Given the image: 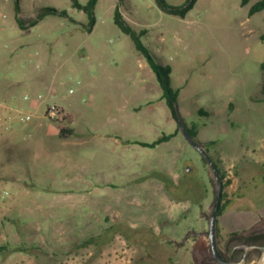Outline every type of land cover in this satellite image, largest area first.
Masks as SVG:
<instances>
[{
  "label": "rangeland",
  "instance_id": "rangeland-1",
  "mask_svg": "<svg viewBox=\"0 0 264 264\" xmlns=\"http://www.w3.org/2000/svg\"><path fill=\"white\" fill-rule=\"evenodd\" d=\"M165 1L181 6L187 0ZM254 1L195 0L181 17L155 0H96L88 30L89 15L71 0H18L24 27L41 7L65 11L20 30L16 0H0V82L18 81L0 97L11 102L24 82H42L24 102L38 101V93L44 100L19 109L15 115H32L15 119L14 127L25 123L21 141L37 139L49 149L31 175L22 167L32 155L19 161V177L0 180V190H8L7 199L19 187L29 191L14 212L20 221L36 212L67 230L48 236L60 239L54 245L20 243L40 264L211 263L214 175L180 130L156 73L115 23L116 8L157 63L169 67L170 85L179 89L177 112L186 126H196L197 142L224 175V199L231 201L218 217L217 245L232 232L264 226V10L249 15ZM6 20L11 24L4 31ZM50 93L60 105L69 104L76 134L66 141L58 123L45 116ZM172 132L155 147L142 144ZM76 226L84 233L71 229ZM93 236L97 244L84 242ZM157 248V258L147 256Z\"/></svg>",
  "mask_w": 264,
  "mask_h": 264
},
{
  "label": "crops",
  "instance_id": "crops-1",
  "mask_svg": "<svg viewBox=\"0 0 264 264\" xmlns=\"http://www.w3.org/2000/svg\"><path fill=\"white\" fill-rule=\"evenodd\" d=\"M19 11H16V24L20 28V30L27 29V27L31 26L30 21L27 23V27L20 26L17 22V17L22 18L21 16L23 14L26 15L23 7L19 4ZM30 17V16H29ZM11 24L10 20L3 21L1 25L2 30H6L7 26ZM18 82V81H17ZM16 81H10L7 83L0 82V94L3 93V91L12 85H15L17 83ZM23 85H26L23 87V91L21 92V95L18 96V98L10 101H7V99L0 97V101L6 102L10 107L14 109H22L26 108L27 106H34V104L40 105L42 101L34 100L33 103H25L23 99V95L28 93L34 95L35 92H39V88L42 86L41 81H30V82H24ZM263 94V93H262ZM35 98V97H34ZM36 99V98H35ZM262 100L263 97L261 98ZM30 100V98H29ZM27 101V100H25ZM69 105V104H68ZM68 105H62L64 110L67 112L70 123L68 125L73 128L74 134H76L75 128L73 126L74 119L72 116L71 111L69 110ZM231 105V104H230ZM29 111V110H28ZM25 126V123L23 125L18 124V126L15 125V127L0 136V155H4L5 160L7 161L6 165H3L1 162L0 165V180L3 178H18L17 176V169H19L17 163L22 160H27L26 158L30 155H32L31 160L33 162L26 163L24 168L25 175H31V168L34 166L35 161H45L49 157V149L45 148L46 145L37 139H30L27 141H21L20 136V130ZM72 135V136H73ZM70 136V137H72ZM60 137V136H59ZM70 137L62 138L60 139L66 141ZM1 158V157H0ZM54 165L57 167H62V163L59 160H54ZM47 176H53V173H44ZM66 178V177H65ZM29 191L25 188L19 187L18 194L12 195L11 199H7L8 202L4 205L2 201H0V239L3 241L0 242V244H20V243H29L32 246H46L47 244H51L53 242V245L55 242H61L59 238L52 239L48 236H60L65 231L66 228L62 223L56 224V222L52 221H46L43 220V218H40L38 213L36 212H29V215L26 219L21 220L15 216L14 212L18 209V205L20 204V195L25 193L27 194ZM4 199V200H5ZM3 204V205H2ZM173 214V212H170ZM171 214V215H172ZM86 225L88 227L92 226L91 222H87ZM5 228V229H3ZM78 229L79 232L84 233V231L79 230V226L71 227V229ZM69 233V232H68ZM93 235H98L100 233H92ZM25 237L26 241H23L21 238ZM2 254V259L0 260V264H40L38 262V259L33 253H29V251H15L12 253L8 252H0Z\"/></svg>",
  "mask_w": 264,
  "mask_h": 264
},
{
  "label": "trees",
  "instance_id": "trees-1",
  "mask_svg": "<svg viewBox=\"0 0 264 264\" xmlns=\"http://www.w3.org/2000/svg\"><path fill=\"white\" fill-rule=\"evenodd\" d=\"M71 1H72L73 7L77 8V9L84 10L85 12H87V14L90 17V21L88 24V30H91L94 23H95V17L93 15V9H94L96 0H90L87 4H82L78 0H71ZM155 1L161 9L167 11L168 13L184 17L186 12L193 6V3L195 0H187L186 3L184 5H181V6L170 5L165 0H155ZM250 1L251 0H241V5H247ZM19 9H20L19 3H18V0H16V11L18 12ZM261 10H264V0H255L250 5L249 10H248V14L252 15V14L259 12ZM48 14L64 15L65 11L59 10L57 8L50 7V6L41 7L39 9V11L37 12L36 16L30 20V24L31 25L35 24L38 20H40L41 18H43L44 16H46ZM114 21L125 33L129 34L132 37V39L135 42L136 48L144 55L148 64L151 66L153 71L156 73L157 78L160 82V86H161L162 91H163V96L166 98L167 105L171 109L173 116L176 118V116H177L176 101H177L179 89H174L170 85V78H169V74H168L169 67L161 66L160 64L157 63V61L154 59V57L150 54L149 50L142 43L139 34L124 19V17L122 16V14L118 8H116L115 12H114ZM17 22L20 26L24 25V22L20 17H17ZM142 32L143 31H141L140 33H142ZM263 38H264V35H263ZM260 67L263 71L262 93H263V99H264V57H263V60L260 64ZM185 126H186V124H185ZM186 128H187L188 132L190 133V135L196 140V136L198 133L196 126H193V127L186 126ZM58 129H59V136L62 138H67V137H70L74 134L73 128H71L67 123H64V122H58ZM174 135H176V132H172L169 134H162L157 140H155L151 143L142 142V144L146 145V146H150V147H155L156 145H158L161 142L169 141ZM204 161L207 162L205 159H204ZM215 163L218 167V170H219V173H220V176L222 179V183H223V188H224L225 187L224 175L221 172V169L218 166L216 161H215ZM261 178L264 179V175H262ZM224 196L225 195H224V192L222 189L221 200H220V205H219L218 214H217V222H216V238L218 236L217 235L218 234L217 233L218 217L223 213L227 204L231 201L228 199L225 200ZM232 234H235V233H232ZM253 238H254V240L260 239L261 241L264 242V226L263 225L261 226V228L259 230L256 231V234L253 236ZM96 240H97V238L93 236V237L86 239L84 242L97 244ZM169 243H171V242L169 241ZM209 249H210V245H209ZM159 250L160 249L157 248L156 254L154 253V256L151 255L150 252H148L147 256L157 258V256H159V254L162 251L161 250L159 252ZM15 251H27V246H25L23 244H0V252L12 253ZM210 255H211V249H210ZM167 258H169L168 260H171L170 259L171 257H167ZM173 264H175V263H173ZM209 264H211V263H209Z\"/></svg>",
  "mask_w": 264,
  "mask_h": 264
},
{
  "label": "water",
  "instance_id": "water-1",
  "mask_svg": "<svg viewBox=\"0 0 264 264\" xmlns=\"http://www.w3.org/2000/svg\"><path fill=\"white\" fill-rule=\"evenodd\" d=\"M175 119L178 123L180 130L183 132L184 136L186 137L187 141L207 161L214 175V179L216 181L215 199H214L213 207L210 213L208 232H207L211 253L213 257L217 260V262H219V264H244L243 259L238 262H233V261L224 259L218 249L217 238H216V222H217V214H218V209H219L221 194H222V189H223V183H222V179H221L218 167L214 159L206 152L203 146L190 135L181 115L178 112H177V116ZM253 246L261 249V255L259 257V264H264V244H255Z\"/></svg>",
  "mask_w": 264,
  "mask_h": 264
},
{
  "label": "built area",
  "instance_id": "built-area-1",
  "mask_svg": "<svg viewBox=\"0 0 264 264\" xmlns=\"http://www.w3.org/2000/svg\"><path fill=\"white\" fill-rule=\"evenodd\" d=\"M73 90L69 89L68 92L71 93ZM37 99L40 101L44 100V97L41 93H38L36 95ZM56 96L53 93H50V99L51 101L46 103L45 105V116L51 120L58 122H64V123H70L69 116L67 112L64 110L62 105L54 101V98ZM23 99L28 100L29 95L24 94ZM16 112H20L19 109H14L10 107L6 102L0 101V136L11 131L14 127L15 119H18L19 122L26 121L30 119L31 113H24L15 115ZM9 195V192L7 189L0 190V201L7 198ZM24 264V263H21Z\"/></svg>",
  "mask_w": 264,
  "mask_h": 264
},
{
  "label": "flooded vegetation",
  "instance_id": "flooded-vegetation-1",
  "mask_svg": "<svg viewBox=\"0 0 264 264\" xmlns=\"http://www.w3.org/2000/svg\"><path fill=\"white\" fill-rule=\"evenodd\" d=\"M232 233L235 234H231L223 245H218L219 252L223 258L233 262L243 259L244 264H252L257 261L261 255V249L253 245L264 244V242L260 239L254 240L253 236L256 234V231L250 230L242 234L237 232ZM211 263L219 264L212 253Z\"/></svg>",
  "mask_w": 264,
  "mask_h": 264
}]
</instances>
